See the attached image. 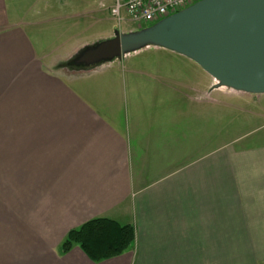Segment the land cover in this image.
Masks as SVG:
<instances>
[{
  "label": "crops",
  "instance_id": "obj_1",
  "mask_svg": "<svg viewBox=\"0 0 264 264\" xmlns=\"http://www.w3.org/2000/svg\"><path fill=\"white\" fill-rule=\"evenodd\" d=\"M76 17L66 0H0V264H264V133L216 147L209 113L183 127L165 111L185 94L171 64L51 73L83 46ZM212 80L185 96L213 106ZM98 217L134 225V245L62 251Z\"/></svg>",
  "mask_w": 264,
  "mask_h": 264
},
{
  "label": "water",
  "instance_id": "obj_2",
  "mask_svg": "<svg viewBox=\"0 0 264 264\" xmlns=\"http://www.w3.org/2000/svg\"><path fill=\"white\" fill-rule=\"evenodd\" d=\"M150 46L192 59L216 87L264 94V0H198L152 25L88 45L69 64L94 67Z\"/></svg>",
  "mask_w": 264,
  "mask_h": 264
},
{
  "label": "rangeland",
  "instance_id": "obj_3",
  "mask_svg": "<svg viewBox=\"0 0 264 264\" xmlns=\"http://www.w3.org/2000/svg\"><path fill=\"white\" fill-rule=\"evenodd\" d=\"M58 4L59 3H57L56 6ZM66 13L77 15L76 19L73 21L75 25L72 26L71 33L79 36L80 41L84 42L82 43L84 47L112 38L117 31L119 33H129L146 26V24L137 25L130 21L127 16H125V20L119 24L110 10L100 6L95 0H66ZM83 46L80 48V51L84 48ZM150 47L142 48L120 59H115L114 61L126 62L132 60L133 62H139L141 64H171L174 68L173 72L181 75L180 79L175 80H181L183 83V91L186 95H192V97L197 95L200 100L207 99L203 97L202 87L206 85V80L211 78L210 74L195 61L184 55L170 50L153 51L149 50ZM76 55L78 54L61 57L58 61L62 62V64L64 63V67L62 69H52L50 72L54 74H58L57 72L62 71L65 74L67 71H82L86 73L102 69L106 67L108 63L113 62L102 63L94 67L71 65L72 69L66 70V67H68L69 63L72 62ZM58 61L53 64L54 67ZM212 83L213 86L207 87L208 89L205 91L209 93L211 97L209 99L214 98L213 101L210 100L213 102V106L210 104L208 106L205 105L203 109L199 102L193 101L183 94V98L180 97V103L177 101L174 106L167 103V109L165 111L169 113L175 110L178 115L181 113V125L183 127L194 126L196 121L194 116L197 114L200 115L203 114V112L205 114L209 113L210 120L213 121V123L210 122L209 125L213 126L216 147L222 146L224 143L228 142H237L240 139L245 140L246 136L251 139L262 135L264 133V94H251L239 92L227 87H216L217 81L215 79L212 80ZM8 115L14 114L11 111ZM5 118L6 123L12 122L16 124L19 121V119L13 116ZM23 119L27 121L31 120L29 117ZM57 121L61 120L56 119V122ZM24 141L25 140H23V142ZM31 150H34V148ZM26 153L31 152L29 149H26ZM28 168L35 169V166H28ZM7 170L10 172L9 168ZM25 179V183H32L31 177L25 176Z\"/></svg>",
  "mask_w": 264,
  "mask_h": 264
},
{
  "label": "trees",
  "instance_id": "obj_4",
  "mask_svg": "<svg viewBox=\"0 0 264 264\" xmlns=\"http://www.w3.org/2000/svg\"><path fill=\"white\" fill-rule=\"evenodd\" d=\"M135 239L134 225L98 217L71 229L62 243V251L78 244L91 260L100 261L122 254L134 245Z\"/></svg>",
  "mask_w": 264,
  "mask_h": 264
},
{
  "label": "built area",
  "instance_id": "obj_5",
  "mask_svg": "<svg viewBox=\"0 0 264 264\" xmlns=\"http://www.w3.org/2000/svg\"><path fill=\"white\" fill-rule=\"evenodd\" d=\"M121 24L125 16L137 25L152 24L198 0H95Z\"/></svg>",
  "mask_w": 264,
  "mask_h": 264
}]
</instances>
